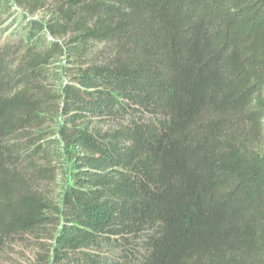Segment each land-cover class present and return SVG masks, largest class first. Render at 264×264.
Returning a JSON list of instances; mask_svg holds the SVG:
<instances>
[{"label":"trees","instance_id":"trees-1","mask_svg":"<svg viewBox=\"0 0 264 264\" xmlns=\"http://www.w3.org/2000/svg\"><path fill=\"white\" fill-rule=\"evenodd\" d=\"M16 11L0 245L46 240L38 264H264V0H0V33ZM132 241L138 258L112 260Z\"/></svg>","mask_w":264,"mask_h":264},{"label":"rangeland","instance_id":"rangeland-1","mask_svg":"<svg viewBox=\"0 0 264 264\" xmlns=\"http://www.w3.org/2000/svg\"><path fill=\"white\" fill-rule=\"evenodd\" d=\"M40 17L41 13H37L32 18L37 20ZM28 18L29 16L21 11L12 13L11 17L7 19L4 26L1 28L3 30L6 26L9 27V29L0 33V44L7 40H18V35H20L22 27L27 23ZM58 65L67 70L73 68L72 65L65 63V61H61L60 63L56 62L51 65L48 70L54 72V69H57ZM63 81L66 83V79H63ZM46 83L49 84L50 81L48 80ZM255 130L257 136L255 138L258 142L257 145L264 151V117L257 122ZM136 242H138V240ZM134 244L132 241L116 249L115 253L112 255V260L118 258L117 260L126 261L138 258L140 249L137 245L138 243ZM45 245H49V242L43 239H37L36 241L33 238H27L26 234L11 237L0 245V264H38L40 262V256L44 254Z\"/></svg>","mask_w":264,"mask_h":264}]
</instances>
